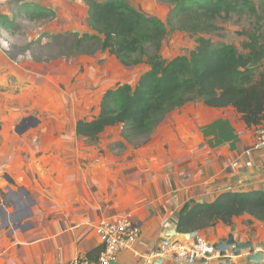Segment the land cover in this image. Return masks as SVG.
I'll list each match as a JSON object with an SVG mask.
<instances>
[{"label": "rangeland", "instance_id": "374dc122", "mask_svg": "<svg viewBox=\"0 0 264 264\" xmlns=\"http://www.w3.org/2000/svg\"><path fill=\"white\" fill-rule=\"evenodd\" d=\"M58 1L52 9L47 0H0V226L8 231L52 219L57 210L52 184L57 178L73 179L65 168L68 163L92 177L91 166L106 155L130 159L159 142L151 141L152 135L127 138L121 125L107 128L98 141L75 134L79 119L98 115L106 90L120 83L135 84L148 65H122L99 40L85 36H100L90 27L86 10L74 7L73 0L67 6ZM129 1L167 24V35L157 49L164 60L189 55L200 36L216 45L235 44L245 53L248 36L264 34V0H251L256 14L220 18L221 29L213 33L187 32L170 24L169 0ZM25 3L51 9L55 15L31 18V12L23 10ZM163 125L157 133L164 132ZM11 169L22 178L12 176ZM23 174L37 188L30 190L32 194L20 188ZM95 188L96 181L90 193L87 187L79 194L94 195Z\"/></svg>", "mask_w": 264, "mask_h": 264}, {"label": "crops", "instance_id": "0c3cea01", "mask_svg": "<svg viewBox=\"0 0 264 264\" xmlns=\"http://www.w3.org/2000/svg\"><path fill=\"white\" fill-rule=\"evenodd\" d=\"M47 1L48 8L57 7L58 0ZM58 2L67 6L70 1ZM73 3L85 9L88 16L83 0ZM162 124L164 132L157 133ZM162 124L151 134V141H159L157 145L138 150L130 159L106 155L91 166L92 177L68 163L65 168L73 179L61 182L57 178L52 184L57 210L51 220L13 231L0 226V264H60L78 254L97 259L103 247L96 225L103 218L121 216L131 217L139 236L113 264H157L159 258L152 253L160 243L186 237L187 233L173 236L169 232L178 226L180 211L187 203H211L227 192L264 191V159L252 147L256 127H248L235 107L188 102L171 112ZM10 173L22 178L13 169ZM26 177L23 174L21 182L15 180L21 183L20 188L37 189ZM95 181L94 195L79 194L87 187L90 193ZM195 232L211 243L225 240L232 233L237 240L264 244V222L249 214L235 217L232 225L218 222ZM232 260L249 264L244 258ZM163 264L173 262L166 259Z\"/></svg>", "mask_w": 264, "mask_h": 264}, {"label": "trees", "instance_id": "16d2710c", "mask_svg": "<svg viewBox=\"0 0 264 264\" xmlns=\"http://www.w3.org/2000/svg\"><path fill=\"white\" fill-rule=\"evenodd\" d=\"M88 6L91 28L99 40L125 66L145 63V71L134 84L125 82L105 91L100 111L91 120L79 119L76 135L98 141L109 127L124 126L127 138L150 136L174 110L188 102L202 101L208 107L233 106L248 127L264 122V34H250L240 52L232 43L216 45L200 36L189 55L170 60L157 49L167 35V24L135 8L129 0H83ZM173 8L169 23L192 33L221 29L220 18L257 13L251 0H169ZM31 18H52L51 9L23 4ZM153 48V50H150ZM244 214L264 222V191L227 192L211 203H187L180 211L182 234L214 226L232 225Z\"/></svg>", "mask_w": 264, "mask_h": 264}, {"label": "built area", "instance_id": "2783aa9c", "mask_svg": "<svg viewBox=\"0 0 264 264\" xmlns=\"http://www.w3.org/2000/svg\"><path fill=\"white\" fill-rule=\"evenodd\" d=\"M252 147L264 159V122L255 129ZM95 230L103 247L97 259L78 254L60 264H112L118 259L122 250L130 249L134 245L139 236V229L129 216L103 218L96 225ZM152 257H169L173 264L179 262L212 263L213 259L220 258L219 252L214 249L213 244L198 232L191 233L189 239L174 237L160 243L152 253Z\"/></svg>", "mask_w": 264, "mask_h": 264}, {"label": "water", "instance_id": "95a60500", "mask_svg": "<svg viewBox=\"0 0 264 264\" xmlns=\"http://www.w3.org/2000/svg\"><path fill=\"white\" fill-rule=\"evenodd\" d=\"M25 120H23V123ZM169 235L179 236L181 233L178 231V226H174ZM185 239L191 237V233L185 234ZM213 244V247L216 251L219 252L220 258L216 261L215 264H238L233 261L235 258H244L245 263L249 264H264V244L255 245L252 241H240L235 238V236L230 233L225 240L216 241ZM211 256V254H208ZM166 259L169 257H160L156 259L157 264H163ZM171 260V259H170ZM113 264V263H112ZM175 264H213L208 262L194 263V262H179Z\"/></svg>", "mask_w": 264, "mask_h": 264}]
</instances>
